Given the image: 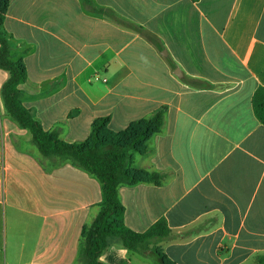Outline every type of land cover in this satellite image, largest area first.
Masks as SVG:
<instances>
[{
	"label": "crops",
	"instance_id": "1",
	"mask_svg": "<svg viewBox=\"0 0 264 264\" xmlns=\"http://www.w3.org/2000/svg\"><path fill=\"white\" fill-rule=\"evenodd\" d=\"M8 2L21 102L45 131L82 143L98 118L117 133L166 107L131 164L164 182L119 187L125 226L163 219L172 237L158 247L173 264L264 261V125L251 105L264 86V0ZM8 77L0 69V264H76L101 184L68 162L40 164L30 132L6 115ZM122 249L113 240L100 262L153 264Z\"/></svg>",
	"mask_w": 264,
	"mask_h": 264
},
{
	"label": "trees",
	"instance_id": "2",
	"mask_svg": "<svg viewBox=\"0 0 264 264\" xmlns=\"http://www.w3.org/2000/svg\"><path fill=\"white\" fill-rule=\"evenodd\" d=\"M8 5V0H0V69L9 74L1 88L6 115L20 128L30 132L35 156L46 170L68 162L101 184L102 200L96 205V214L82 227L76 264H104L99 260L100 255L113 240L119 241L128 252L148 258L153 264H173L158 247L160 242L172 237L166 222L160 219L142 233L129 230L124 224V207L118 197L120 186L163 184V174L143 168L134 169L131 164L132 154L149 153L151 139L163 129L166 107L159 108L147 118L131 122L117 133L108 129L109 117L98 118L82 143H66L55 132L45 131L21 102L18 86L26 80L27 74L24 63L12 59L10 38L3 28ZM86 5L95 10L88 3ZM121 24L139 31L134 26ZM251 105L254 116L264 125V86L255 89ZM254 264H264V261Z\"/></svg>",
	"mask_w": 264,
	"mask_h": 264
},
{
	"label": "clouds",
	"instance_id": "3",
	"mask_svg": "<svg viewBox=\"0 0 264 264\" xmlns=\"http://www.w3.org/2000/svg\"><path fill=\"white\" fill-rule=\"evenodd\" d=\"M125 251H126V250H123V249L121 250L122 253L125 252Z\"/></svg>",
	"mask_w": 264,
	"mask_h": 264
},
{
	"label": "water",
	"instance_id": "4",
	"mask_svg": "<svg viewBox=\"0 0 264 264\" xmlns=\"http://www.w3.org/2000/svg\"><path fill=\"white\" fill-rule=\"evenodd\" d=\"M176 74V73H175Z\"/></svg>",
	"mask_w": 264,
	"mask_h": 264
}]
</instances>
